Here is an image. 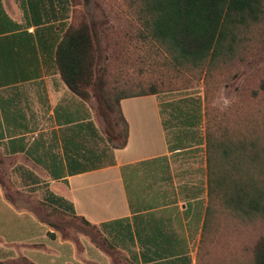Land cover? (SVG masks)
<instances>
[{
  "label": "crops",
  "instance_id": "0c3cea01",
  "mask_svg": "<svg viewBox=\"0 0 264 264\" xmlns=\"http://www.w3.org/2000/svg\"><path fill=\"white\" fill-rule=\"evenodd\" d=\"M72 10V0H0V264H196L200 235L185 212L207 201L205 120L162 115L159 94L123 99L128 137L114 164L67 170L66 154L109 146L95 109L55 69ZM51 194L93 239L77 247L43 220Z\"/></svg>",
  "mask_w": 264,
  "mask_h": 264
},
{
  "label": "rangeland",
  "instance_id": "374dc122",
  "mask_svg": "<svg viewBox=\"0 0 264 264\" xmlns=\"http://www.w3.org/2000/svg\"><path fill=\"white\" fill-rule=\"evenodd\" d=\"M73 1L75 22H86L98 41L103 88L100 94L90 88L87 102L103 126L99 101L104 102L112 92L136 93L155 86L166 103L184 96H200L212 165L213 145L216 139L222 140L224 179L227 181L230 176L239 185L252 183L264 193V23L251 30L248 41L232 62L199 74L178 71L158 54V44L138 21L137 0ZM228 147L232 151L230 160L225 153ZM44 212L43 220L77 247L82 235L95 237L92 228L61 214V209ZM261 222L247 225L227 215L218 217L205 240L195 244L196 264L247 263L255 241L264 235Z\"/></svg>",
  "mask_w": 264,
  "mask_h": 264
},
{
  "label": "trees",
  "instance_id": "16d2710c",
  "mask_svg": "<svg viewBox=\"0 0 264 264\" xmlns=\"http://www.w3.org/2000/svg\"><path fill=\"white\" fill-rule=\"evenodd\" d=\"M137 3L139 23L150 39L158 44V54H162L166 62L178 71L204 74L207 69L212 71L227 65L244 47L251 30L264 23V0H137ZM75 16L72 15L71 25L59 43L55 69L66 87L81 101L87 102L90 100V88L98 94L103 88L101 55L92 27L86 22L77 24ZM159 93L155 86H151L136 93L112 92L104 102L99 101V113L105 123L104 136L109 144L108 153L105 149L98 155L88 145L81 157L73 158L66 154L68 172L73 175L112 166L113 150L124 148L128 137L121 100ZM160 108L162 115L170 110L173 120H182L187 126H198L205 118L200 96L173 99L161 103ZM117 141L120 143L115 144ZM221 142L216 139L213 145V166L207 133V201L196 200L185 212L186 217L191 218L196 237L200 235L199 244L222 215L247 225L257 220L264 223V193L252 183L239 185L230 176H227V181L224 179ZM242 150L245 152L244 146ZM225 153L230 160L232 151L229 147ZM262 155L264 158V153ZM63 177L54 176L55 179ZM48 202L54 212L61 209V214L77 218L72 203L52 194ZM245 264H264V235L255 241Z\"/></svg>",
  "mask_w": 264,
  "mask_h": 264
}]
</instances>
